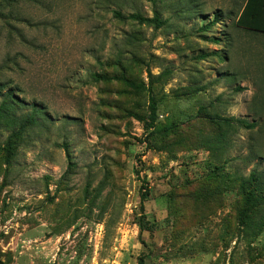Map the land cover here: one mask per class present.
I'll return each instance as SVG.
<instances>
[{
	"label": "rangeland",
	"instance_id": "374dc122",
	"mask_svg": "<svg viewBox=\"0 0 264 264\" xmlns=\"http://www.w3.org/2000/svg\"><path fill=\"white\" fill-rule=\"evenodd\" d=\"M241 1L0 0V101L41 110L0 128V264H264V228L237 222L240 178L264 179Z\"/></svg>",
	"mask_w": 264,
	"mask_h": 264
},
{
	"label": "trees",
	"instance_id": "16d2710c",
	"mask_svg": "<svg viewBox=\"0 0 264 264\" xmlns=\"http://www.w3.org/2000/svg\"><path fill=\"white\" fill-rule=\"evenodd\" d=\"M113 15L119 18H128L137 22L153 24L154 27H160L164 22L160 18L157 11H153V16H144L139 12H130L124 14L121 9L114 8ZM219 22V15L208 22L203 28L207 29L211 25ZM247 25V23H245ZM243 25L240 17L235 21V26ZM245 26V25H244ZM103 76L94 74L93 79L97 80ZM19 100L14 96L11 90L6 91L0 101V128L6 127H23L25 125H33L36 122V115L41 113V110L35 106L32 107V113L25 118L16 116V109L18 108ZM148 108L150 111L151 122L148 127H152V117L155 113V101L153 98L149 99ZM224 121L229 125L230 121H235L241 127L251 129L256 126L255 122H248L242 118H224ZM238 194L240 196V206L237 211V222L239 226L250 235H257L264 228V179L261 172L251 170L247 176L241 177L238 185ZM147 196V192L140 193V206ZM138 264H144V257L138 258Z\"/></svg>",
	"mask_w": 264,
	"mask_h": 264
},
{
	"label": "crops",
	"instance_id": "0c3cea01",
	"mask_svg": "<svg viewBox=\"0 0 264 264\" xmlns=\"http://www.w3.org/2000/svg\"><path fill=\"white\" fill-rule=\"evenodd\" d=\"M239 17L243 23L239 28L264 38V0H242L236 20ZM250 113H256L253 119H264V96L252 103Z\"/></svg>",
	"mask_w": 264,
	"mask_h": 264
}]
</instances>
